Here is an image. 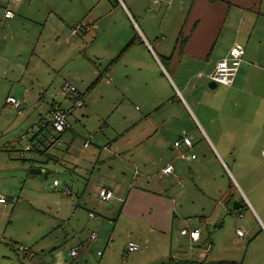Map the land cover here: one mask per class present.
Wrapping results in <instances>:
<instances>
[{
  "label": "rangeland",
  "instance_id": "1",
  "mask_svg": "<svg viewBox=\"0 0 264 264\" xmlns=\"http://www.w3.org/2000/svg\"><path fill=\"white\" fill-rule=\"evenodd\" d=\"M0 1V20L5 5L16 13L0 27V195L15 202L0 206V264H41L39 259L44 264L197 263L210 240L207 264H264V228L246 209L251 208L248 198L264 218L256 204L264 208V105L228 97L223 85L211 89L209 66L187 64L183 75L192 80L191 95L202 105L198 110L182 91L179 74L166 64L165 70L158 68L137 48L128 55L121 52L117 43L134 31L105 25L98 37L87 32L73 36L75 26L63 28L50 17L48 4L61 7L60 0ZM70 1L62 6L68 12L85 10L80 1ZM193 1L132 0L149 12L146 25L164 40L166 53L173 50V36ZM104 4L101 9L107 10ZM136 54L142 64L136 63ZM67 84L85 95L88 106L74 107L63 94ZM10 97L21 102L20 113L7 104ZM53 104L68 113L71 128L59 137L62 147L47 150L41 143L56 135L41 131L50 122ZM143 137L144 144L134 147L137 161L155 162V176L168 164L176 170L174 177L161 180L163 193L176 201L173 227L164 230L130 217L116 221L122 204L100 202L92 188L109 183V168L118 160L110 184L124 200L136 170L138 176L144 174L142 167L124 151L99 167L97 157L109 154L102 151L108 142L120 139L118 148L127 150L129 139ZM185 138L192 143L189 151L182 145ZM120 158L134 164L123 170ZM90 213L104 222L102 228L94 226L98 220L90 219ZM186 228L201 233L195 247L180 234ZM129 242L137 243L140 252L128 254Z\"/></svg>",
  "mask_w": 264,
  "mask_h": 264
},
{
  "label": "crops",
  "instance_id": "2",
  "mask_svg": "<svg viewBox=\"0 0 264 264\" xmlns=\"http://www.w3.org/2000/svg\"><path fill=\"white\" fill-rule=\"evenodd\" d=\"M12 1L13 0H9L10 3ZM60 1L61 5L63 6L65 0ZM78 1L83 4L85 10L80 11L75 8L72 9L73 11L68 12L65 7H58L57 5V9V7L54 8L51 4L47 3L48 5H50V17L55 19L56 22L58 21L59 26L66 29L71 28L72 26H77L78 24H83L90 29L89 31H87V33H93L96 37H98V31H100L101 27L105 25H110L114 28H117L118 30L129 29L132 32L134 31V36H125L117 43V46H120V50L123 48L121 52L126 51L124 54L128 55V52L130 50L137 48L139 50L138 54H145L150 57V59H152V61L158 68L164 69V65L166 64L173 74H179V84L182 88V91L188 94V98H192V103L198 110L202 105L199 100H194L193 96L191 95L193 90H190V82L192 80L184 78L183 74H185V66L187 64L209 66V73L207 75V78L210 80V76L214 73L217 63L228 55L231 48L235 44L243 45L246 52L237 76L231 86L223 87L226 88L228 97L230 95H233L235 98L238 96H240V98L246 97L247 99L245 100L249 102L250 100L252 102L254 101L257 107L260 105H264V0H218L216 3H211L209 0H194L192 9L190 10L186 22L182 26L177 36H173V38H176L174 48L168 53L162 52V49H164V40L160 41L158 37H155V35L152 33V30L146 25V21L150 18L149 12L146 11V9L137 7V4L132 2V0L130 3V0ZM114 1L116 2V6L111 5ZM18 2H16V4H18ZM73 2L74 1L71 0L70 4L72 5ZM102 3H105L104 5L107 6V10L101 9ZM0 4H2L1 1ZM5 6L6 7H3L4 12L6 10H10L14 13L9 5ZM116 13H118V17L116 19L113 18L112 20H110V18L113 17V15H115ZM15 17L16 13H14V18L12 19H5L3 16V18L0 20V27L2 28L3 21H11L14 20ZM137 20H140L141 23H139ZM79 34H73V36H78ZM164 39H167L166 36ZM151 41H154L155 47L159 48V50L162 52V55L158 56L156 54ZM137 57V54L133 57L135 58L136 63L142 64L143 62L139 59V57L137 59ZM139 66L142 67L143 65ZM205 70H207V68ZM199 76L202 75L200 74ZM211 84L213 86L215 85L210 80V85ZM218 86L219 85H215V87H211V89H216ZM182 91H179L180 97L182 98L186 106L190 108L187 99L184 97ZM80 95L84 97L83 106H88L85 95L81 93ZM181 105L183 106V103H181ZM257 107L256 110L258 109ZM262 107L263 109L260 111L261 113H263L264 111V106ZM146 139V137H143L141 139H129L127 141V150L118 148L120 139L114 140L113 143L108 142V145L102 148V151H106L109 154L103 157V154L100 153L97 157L96 165L98 167L103 164L106 165V160H108L111 156L114 158L121 156L118 155L117 152H119V154H123V151L126 152L127 156L131 160L136 162L141 161L136 157L134 147L143 145ZM59 141L60 145L57 144V140H55V138H53L52 140L46 139L41 143V145L46 147L47 150L48 148H59L63 146L62 139H59ZM177 143L178 142H176L175 144ZM182 145L186 151H189L192 147L186 146L183 142ZM11 148L13 149L14 146H11ZM260 154L264 158V151L261 150ZM121 159L122 158H120V160ZM112 163L114 164V167H110L109 169L112 170L113 175L111 176V179H109V183H102L101 185L97 186L93 185L92 188L96 193L98 199L99 191L102 189H106L112 192L115 196V198L110 201H102L99 199L100 202L109 203L113 201L122 204L118 219H116V221H119L121 217H130L135 222L137 220H142L145 223H149L154 229L164 230L167 228V226L173 227V217L176 201L173 197H169L168 195H165V193H163L166 189L161 183L165 179H169L175 176L176 170L173 165L168 164L165 167H162L160 172H158V176H155L151 173V169H154L155 167V162L153 163L151 160L138 162V165L142 167V171L144 172V174L140 173L141 175L138 176V169L136 170L137 172L135 173V177L133 176L132 181H129L128 191L127 189L125 190V192L127 191V193H125V195H122L125 197L123 200L121 199V197H119V195H115L116 192L113 188L114 185H112L113 181H111L116 180L114 176L116 175V172L114 171L115 167H118L120 165V161L118 162V160H116V162ZM131 164L134 163L125 161L121 164V166L123 167V170H125L126 168H129ZM168 166L173 167L174 170L172 174L164 173V169ZM122 173L124 174V171H122ZM110 182H112V184H110ZM121 191L122 190H120L119 192ZM6 199L7 203L0 204V206H7L9 203L13 205L15 204L13 200H9L8 198ZM247 200L248 205L251 208H248L247 206L246 209L249 211H251L250 209H252L253 214L258 218L262 227L264 228V218L258 215L256 205L254 207V205L248 198ZM256 204L262 211V215L264 216V208L262 207V204H259L258 201L256 202ZM91 215H93V217H91ZM89 217L90 219H96V215L93 213H90ZM94 226L102 228L104 226V222L98 220ZM184 230L192 231L199 229L186 228L182 229L180 232L181 236L186 238L188 242L195 247L201 241V233L199 240L194 241L190 236L182 235V231ZM95 236V240H92V238L90 237V242H96L97 235ZM212 247V242L208 241V244L204 246L205 253L199 254L200 259L197 263L205 262L206 253L211 252ZM11 249L13 252H15L14 247H12ZM77 250L79 253V249ZM140 250L141 248L138 252H140ZM39 262L41 264H44V262L40 259Z\"/></svg>",
  "mask_w": 264,
  "mask_h": 264
},
{
  "label": "built area",
  "instance_id": "3",
  "mask_svg": "<svg viewBox=\"0 0 264 264\" xmlns=\"http://www.w3.org/2000/svg\"><path fill=\"white\" fill-rule=\"evenodd\" d=\"M13 1H19V0H13ZM155 3H163L166 2V0H154ZM4 18L5 19H12L14 18V13L10 10H6L4 12ZM90 29L83 25L78 24L73 28V34H79L82 32H87ZM245 47L241 44H235L231 50L229 51L228 55L220 60L215 68L214 73L210 76L211 82H213L215 85H223V86H231L237 76V73L239 71V68L243 62L244 56H245ZM63 94L65 97L70 99L73 102V105L75 107H83L84 102L80 95V93L71 85L67 84L63 87ZM7 104L14 107L18 112L21 108V102L13 97L8 98ZM51 124L53 127V131L56 136H61L65 134L70 129V124L68 121V114L62 110L59 109L58 106L54 107V109L51 111ZM1 136V133H0ZM183 143L191 147L192 143L189 139L185 138ZM57 144L60 145V141L57 140ZM91 143H86L85 148H88ZM180 144H176V146H179ZM173 167L168 166L164 169L165 174H172L173 173ZM56 184V183H55ZM67 195L70 194L69 191L66 192ZM98 197L102 201H110L115 198L114 194L106 189H102L99 191ZM7 199L5 197L0 196V204H6ZM93 217V215H91ZM239 235H242L241 232H238ZM182 235H188L191 237L192 240L197 241L200 238V231L199 230H192L182 231ZM92 240L96 239V236L92 235ZM139 246L134 243L130 242L127 247V253L132 254L139 251ZM21 251H26L24 248H19ZM71 258L75 259L78 255V250H73L71 252ZM73 264H77L75 260H73Z\"/></svg>",
  "mask_w": 264,
  "mask_h": 264
},
{
  "label": "trees",
  "instance_id": "4",
  "mask_svg": "<svg viewBox=\"0 0 264 264\" xmlns=\"http://www.w3.org/2000/svg\"><path fill=\"white\" fill-rule=\"evenodd\" d=\"M211 3H216L218 0H209ZM132 43V42H131ZM130 43V44H131ZM129 44V45H130ZM128 45V46H129ZM81 97H82V99L84 98L82 95H81ZM56 106H58L59 107V109H62V107L60 106V105H56V104H53L52 106H51V110H50V117H51V111L54 109V107H56ZM21 109V108H20ZM62 110H64V109H62ZM65 111V110H64ZM66 112V111H65ZM19 113H20V111H19ZM67 113V112H66ZM68 114V113H67ZM43 130H51L52 131V133H54V131H53V127H52V124H51V120H50V122L49 123H47L45 126H44V128L42 129V131L41 132H43ZM55 134V133H54ZM56 138H55V140H58L59 141V137L60 136H55ZM211 241V240H210ZM23 252H26L27 254L26 255H28V257H30V259L33 257L32 255H31V253L30 252H28V251H23ZM170 264H207L206 262H201V263H196V262H181V263H173V262H171ZM212 264H216V263H212ZM218 264H235V263H223V262H221V263H218Z\"/></svg>",
  "mask_w": 264,
  "mask_h": 264
},
{
  "label": "water",
  "instance_id": "5",
  "mask_svg": "<svg viewBox=\"0 0 264 264\" xmlns=\"http://www.w3.org/2000/svg\"><path fill=\"white\" fill-rule=\"evenodd\" d=\"M210 87H213V88H214V87H215V85L213 86V85L211 84V85H210ZM237 207H238V206H235V210L237 209Z\"/></svg>",
  "mask_w": 264,
  "mask_h": 264
}]
</instances>
